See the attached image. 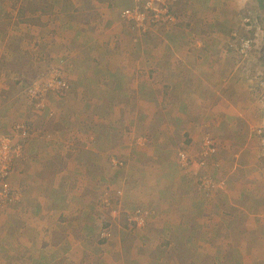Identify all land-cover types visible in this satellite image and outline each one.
Here are the masks:
<instances>
[{
    "label": "crops",
    "instance_id": "1",
    "mask_svg": "<svg viewBox=\"0 0 264 264\" xmlns=\"http://www.w3.org/2000/svg\"><path fill=\"white\" fill-rule=\"evenodd\" d=\"M135 1L0 0V47L3 48L0 50V56L2 60L8 59L4 53L11 52L9 49L11 42L5 40V36L15 31L12 27H15L17 22L20 27H24L23 30H27V39L31 38L30 32L39 34L43 29H48L46 32L53 35L50 33L52 28L57 31L54 39H58L60 37L58 31H60L63 34L62 38L65 39L63 41L68 44L66 54L68 55V68L72 70L71 78L77 76V79L70 81L73 87L77 85V91L73 89L69 96L81 94L78 100L83 103L81 107H65L64 111L60 112L61 114L56 113L55 119H57L55 121L52 119L49 134L38 136L36 139L32 136L27 141L28 145L26 143L23 159H19L16 163L20 171H17L18 174L15 173L16 167L13 175L14 189L19 198L21 197L20 199L25 202V206L20 209L26 212V215L20 218L19 213L10 209L13 211L10 214L16 212V216H13L1 228L5 229V232L0 235V264H29L27 263L28 256H33L36 252V244L45 248L41 256H34L36 263L39 260L42 263L49 261L55 264H76L81 263V259L87 257L91 260L90 264H103V261L98 262L101 257L93 252L87 256H84L85 253L78 255V247L82 246V251L88 253L90 247H95L98 251L102 246H115L117 253L110 258V264H202L203 259H206L202 255L207 253L206 247L211 243L207 237L208 233L204 231L213 230V226L217 227L213 225L218 223L217 216L226 212L232 214L227 223L223 224L226 231L229 229L228 237L231 239V230L237 228L238 216L241 213L244 215L243 212L254 211L250 212L252 214L255 210H264V183L257 180L255 183L254 177H250L249 173L238 167L241 164L239 163L241 157L252 158V149H256L254 148L255 142L257 146L258 140L249 137L246 145L233 141L231 134L233 116L243 117L239 128L245 127L247 126L244 123L245 118L251 117V112L235 104L238 102V96L232 97L231 93H226L222 87L225 79L223 76L220 77L219 73L221 74L220 71L225 68L224 61L219 56H214V67L205 59L193 60L191 56H186L188 48L181 53L180 57L176 51H173L171 58H168L165 51H162L164 55H160L149 48H143L139 51L140 53L133 54L135 51L131 50V46L134 30L130 24L122 22L120 13L121 10L132 7ZM209 2L216 4L215 0H207L208 4ZM214 10H216L215 7L212 8V11ZM63 17L69 20V24L67 21H62ZM89 24L93 25L85 27ZM148 39L144 37L138 43L152 44V40ZM40 41L41 39L37 42L40 46L35 48V52L43 53ZM134 45L136 47L137 43ZM127 46L130 50L126 49ZM27 50L31 51V48L27 47ZM188 54L191 55V53ZM129 71L131 76L128 75ZM162 75L164 77L160 79L159 76ZM147 81H154L153 94L155 97L151 95V92L148 93L146 84L149 85V83ZM155 81H170L165 84L164 90L169 91L168 98H172L173 104L177 102V105L182 107L174 112L175 116L179 117L180 112L181 115L183 112V115L189 118L188 121L184 120V126L182 125L187 134L186 143L188 145L190 143L191 147L200 145L206 132L201 137L202 128L211 130L212 136L210 134L207 136L217 140L218 156L213 157L211 163L214 164L216 159H220V169H214V175L218 180H215L216 183L218 182L220 187L225 188L215 193L220 198L221 205L210 207L202 200H195L194 193L189 192L185 194L189 197L183 198L182 193L177 195L176 192L172 195L174 191H170L169 197H173V207L170 205L165 207L171 211L173 208L178 215L184 214L179 222L154 221L148 224L149 227L138 230L136 237H133L130 229L120 225L115 228L111 227L108 232H105L99 224L103 220H108L107 217L98 218L99 212L102 215L105 213L102 210L104 208L99 207L97 203L99 196L95 189L100 184L92 172L100 166V161H97L100 155L97 153L98 156L93 157L92 153L88 152L91 146L89 145L77 149L76 154H73L76 152V149H73L70 159L65 147L67 145H63L61 139L69 135L71 127L76 125L73 119L79 116L87 119V123L95 122L90 125L93 129L89 133L97 130L96 127L100 128L103 124L100 121L104 119L110 120L107 123L108 132L119 129L124 134L133 123L142 127L145 119H157L158 116L153 111L158 110L159 99L164 102V96L159 97L163 86L160 87V82L157 84ZM175 81H182V83L179 85ZM223 85H226V82ZM235 91L238 94L239 90ZM84 92L90 93L92 97L87 99L83 95ZM1 97L2 95L0 99ZM210 106H213L214 110H210ZM160 108L161 111L164 110L163 106ZM203 108L206 111L204 116L201 113ZM208 112H210L209 115ZM213 115L220 117L221 121L212 120ZM120 117L124 119V122L112 120ZM225 119L230 120V125ZM262 123L264 126V122L260 125ZM27 125L30 128H42L33 122ZM45 129L46 127L42 131ZM40 133L43 132L40 130ZM251 133L249 131L246 134L251 135ZM224 137L226 144L221 145ZM89 140L98 144V140L94 137ZM111 145L117 144L111 143ZM225 146L237 149L238 157L234 158V155L224 154L225 150L221 147L226 149ZM69 149L71 150L70 147ZM128 156L134 159V165L142 166L143 163L138 162L139 156L134 155L132 151ZM207 161L210 162V158H207ZM201 162H205L204 159L200 162L195 161L194 165L199 164L200 169L198 168L197 171L205 175L209 173L211 166L207 163L206 166L200 167ZM225 163L227 167L224 169ZM251 167L259 176L263 174L264 179V168L256 162L252 163ZM185 170L190 171V169ZM127 180L124 178L123 183L126 184ZM84 183L86 187L82 188ZM80 187L82 189L79 191ZM178 189L179 187L176 190ZM226 189L227 192H224ZM71 191L73 192L70 193ZM248 194L249 199L245 201L244 198ZM227 195H229L228 199H223ZM240 202L243 207H236L235 205ZM197 203H199L198 206H196ZM225 203L231 205L225 206ZM189 204L195 205L197 211H193L192 206L190 209ZM174 208H177V212ZM188 212L186 217L185 214ZM191 212L197 213L194 220H190ZM30 214H33L32 218ZM41 214L52 222L44 227V222H41V217L38 216ZM3 218L7 220L6 217ZM197 220H199L198 223ZM257 220L262 222L260 218ZM33 235L38 241L33 238ZM167 238L168 240L165 241ZM161 241H164L162 244L167 243L169 247L163 246ZM205 243L208 244L205 245ZM202 245L205 247L201 248ZM27 246L32 248L29 252H27ZM198 246V253H195ZM45 253L46 256H44ZM30 264L34 263L31 261Z\"/></svg>",
    "mask_w": 264,
    "mask_h": 264
},
{
    "label": "rangeland",
    "instance_id": "2",
    "mask_svg": "<svg viewBox=\"0 0 264 264\" xmlns=\"http://www.w3.org/2000/svg\"><path fill=\"white\" fill-rule=\"evenodd\" d=\"M215 3L209 2L208 4L207 0H180L173 7L176 21L172 25L148 22L145 27L138 28L126 20L122 19V22L130 24L134 30L131 46V50L135 51L133 54L140 53L139 51L143 48H149L152 52L155 50L154 52L157 51L160 55H164L162 51H165L168 58H171L173 51H176L180 57L181 53L188 48L186 56H191L193 60L202 58L208 61L211 66L213 64L214 67V56L217 55L224 61V65H222L225 68L220 71L221 74L219 73V76H223L225 79L222 82V87L226 93H231L232 97L236 98L238 96V102H235V104L243 107L245 111L249 110L251 112V117L245 118L246 121L244 123L247 125L245 127L239 128V125H241L239 123L243 122V117L233 116L231 130L233 141L246 145L249 137L258 140L257 146L255 142L254 148L256 149H252V158L241 157L239 162L241 164L238 167L249 173L250 177H254L255 183L256 180L264 183L263 174L259 176L251 167V164L256 162L260 167L264 168V126L263 123L260 125L261 122H264V0H215ZM214 7L216 10L212 11ZM12 28L15 31L5 36V40L11 42V46H9L11 52L4 53L5 57H8L7 60H2L0 56V95H2L0 99V132L12 134L10 127L15 122L26 123V125L33 122L35 125L42 127L40 129L36 127L30 128L27 125L28 131L32 133L29 139L32 136L33 139H36L38 136L42 137L50 132L52 121L57 119H55L56 113L64 111L65 107H81L83 103L78 100L81 94L69 96L73 89L77 91V85L73 87L71 82H69L68 92L56 93L54 88H52L43 93V95L40 93L31 94V98L28 92L30 91V86L39 90V88L45 86L43 85L45 81L48 83V80L55 79L59 73L62 81H73L74 78L77 79V76L71 78L72 70L68 68V55L66 54L68 44L63 41L65 39L62 38L63 34L60 31H58L59 40L54 39L57 32L54 28L50 30L53 35L46 32L48 29H43L39 34L30 32L31 38L27 39V30H23L24 27H20L18 22ZM144 37L149 38V41L151 39L152 44L138 43ZM40 39L42 44L40 48H43V53L35 52V48L40 46V43L39 45L37 43ZM248 40L252 42L250 48L246 49L244 44ZM133 43H137L136 47ZM27 47H30L31 51H28ZM2 49L0 47V50ZM126 49L130 50V47L127 46ZM188 53H191V55ZM171 67L173 69V66ZM130 73L129 71V76H131ZM132 77L135 79L134 76ZM163 77V75L159 76L160 79H163ZM234 81L236 82L234 83ZM147 82L150 85L146 84L148 93L151 92V95H154V81ZM155 82L157 84L160 82L159 86H163L162 92H159V97L164 96V102L159 99L158 110L155 109L153 111L158 116L157 119H145V124L142 127L135 125L132 121L133 124H131L130 129L125 134L120 132L119 129L108 132L107 123L110 120L104 119L100 121L103 123L100 128L96 127L97 130L94 129L95 131L89 133L93 129L90 125L95 124L94 119V123L90 121L87 123V119L79 116L77 119H73L76 125L71 127V131L68 130L69 135H65L61 139V143L68 146V148L67 146L65 147L68 150L70 159L72 158L73 149H76V152L73 153L76 154L77 149L89 145L91 146H89L88 152L92 153L93 157L100 155L97 160L100 161V166L96 167L92 172L96 175L97 182L100 184L95 189L99 196L98 206L105 209H102L105 214L98 213L102 215L99 219L107 217L108 220H103L99 224L100 228L105 232H108L111 227L115 228L120 225L126 226L127 229H130L133 237H136L138 230L149 227L148 224L154 221L179 222L184 214L178 215L173 211V208L171 211L165 207L166 205L173 207V197H169L170 191H174L172 195L176 192L177 195L182 193L183 198L189 197L185 196L189 192L194 193L195 197L193 198L195 200H202L210 207L220 204L221 200L215 193L217 190L223 191L225 188L220 187L218 182L214 189L202 186V178H200L201 176H207L212 178L213 181L217 180L214 175V169H220L219 157V160L216 159L214 164L211 163L213 157L218 156L219 145L216 142L217 140L209 135L207 136V134L211 135V130L202 128L200 136L202 137L203 133L206 132L204 133L205 138L202 139L200 145L196 147H191V143L188 145L186 143L187 134L182 127L184 126L183 121H188L189 118L185 117L183 112L182 115L180 112L179 117L175 116L174 112L179 110L180 106L179 104L177 105V102L173 104L172 98H168L169 91L164 90L165 84L170 81ZM175 82H178L179 85L182 83V81ZM225 82L226 85H223ZM236 89L239 90L238 94L235 91ZM83 95L87 99L92 97L88 92H84ZM160 106H163L164 110L161 111ZM180 108L182 109V107ZM201 110L203 116L206 115L204 108ZM210 110H214V107L210 106ZM209 114L210 112H208ZM213 117L212 120L215 122L217 120L221 121L220 117L215 115ZM112 120L119 122L124 119L120 117ZM225 120L230 125V120ZM45 127V131H42ZM40 130L43 133H40ZM249 131L252 132L251 135L246 134ZM92 137L98 140L97 145L93 143V140H89ZM206 139L212 141L216 150L208 152L204 156L203 152L209 151L207 148L204 150V141ZM111 143H116L117 145H111ZM223 143L226 144L225 137L220 144L222 145ZM221 149L225 150L223 151L224 154L234 155V158L238 157L237 149H232V147H227L226 149L221 147ZM131 151L134 155L139 156L138 162L143 163L142 166L133 164L134 159H130L128 156ZM181 152H185L192 159L193 164L189 172H186L180 163L179 153ZM23 156L24 153L19 159H23ZM119 157L123 159L121 160ZM207 158H210V162L207 161ZM203 159L206 165L208 163L211 166L209 173H205V175L197 171L199 164L194 165L195 161L200 162ZM16 163L11 168V174L8 179L12 187V201H0V235L5 232V229L3 231L1 228L13 216H16V212L19 213L20 218L26 215V212L20 209L25 206V202L20 199L21 197L19 198L13 186V175L16 167L15 173L20 171ZM226 167L225 163L223 168L225 169ZM124 178L129 180H127L126 184L123 183ZM85 187L86 183L83 184L82 188ZM177 187H179L178 191L176 190ZM82 188L80 187L78 190L80 191ZM224 192H227V189ZM228 196L223 199L227 200ZM230 199L232 198L230 197ZM248 199L249 194L244 200L247 201ZM226 205L231 204L225 203ZM191 206L193 211H197L195 205H188L190 209ZM235 206L243 207V204L240 202V204ZM204 207L206 206L204 205ZM10 209H14L13 211L16 212L10 214V212H13ZM174 209L177 212V208ZM250 212H243L245 213L244 215L241 213L238 216V226L233 231L231 230V239L228 237L229 229L226 231L223 228V224L227 223L232 214L226 212L216 217L218 223L213 225H217V227L213 226V230L204 231L208 233L207 237L211 240V243L206 247L207 253L202 255V257L206 258L203 259L202 264H264V210H255V213L252 214ZM188 214L189 212L185 214L186 217ZM38 216L41 217V222H44V227L52 222L47 220L43 214ZM196 216L197 213L191 212L190 220H194ZM3 217H6L7 220H4ZM30 217L32 218L33 214H30ZM259 218L262 219V222L257 220ZM196 222L198 223L199 220ZM104 231L101 233L103 234ZM33 238L36 239L35 235H33ZM163 242L161 241V244ZM207 244L205 243V245ZM162 245L169 247L167 243ZM202 247L205 246L202 245ZM35 248L36 252L33 253V256H28L27 254L29 257L27 263L30 264L32 261L34 264H55L49 261L42 263L39 260L36 263L34 256H41L45 252V248L39 244H36ZM31 249L27 246V252ZM78 249V255L85 253L84 256H87L91 255L92 252L99 255L101 258L98 259V262L103 261V264H110V258L117 253L115 246H102L98 251H96L95 247H90L88 253L82 251V246H79ZM198 249L199 246L196 247L195 253H198ZM44 256H46V253ZM89 261L91 260L86 257V259H81V263L76 264H90Z\"/></svg>",
    "mask_w": 264,
    "mask_h": 264
},
{
    "label": "built area",
    "instance_id": "3",
    "mask_svg": "<svg viewBox=\"0 0 264 264\" xmlns=\"http://www.w3.org/2000/svg\"><path fill=\"white\" fill-rule=\"evenodd\" d=\"M144 1V2H143ZM136 0L134 5L130 8H125L121 11V18L127 22L132 23L134 27L143 28L146 23L151 22L154 24L166 23L172 25L176 21V16L173 7L180 0ZM251 40L246 41L244 48L249 49ZM254 42V41H253ZM253 46V44H252ZM59 72V71H58ZM60 74V73H59ZM57 74L55 79L48 80L49 82L39 88L34 87L30 89L29 94L43 93L54 88L56 93H64L67 88V83L62 81L60 75ZM37 91V92H36ZM42 97V96H39ZM52 115V113H50ZM12 134L0 132V201H12V187L8 181L11 174V168L15 165L16 161L22 157L24 153V144L30 137L26 123L15 122L10 127ZM264 141V138H263ZM204 150L207 148L209 151H204L203 155L208 152H214L216 147L210 139L204 141ZM180 163L185 169L192 167V159L185 153H179ZM206 162H201V166H205ZM202 186L210 189L216 187V181L207 176H201Z\"/></svg>",
    "mask_w": 264,
    "mask_h": 264
},
{
    "label": "trees",
    "instance_id": "4",
    "mask_svg": "<svg viewBox=\"0 0 264 264\" xmlns=\"http://www.w3.org/2000/svg\"><path fill=\"white\" fill-rule=\"evenodd\" d=\"M62 21H67V24H69V20L67 19V18H65V17H63L62 18ZM93 24H89V25H87V26H85V27H91ZM66 83H67V88L65 89V91L64 92H68V90H69V86H70V84H69V82L70 81H65ZM33 88V86H30V89H32ZM29 129V128H28ZM30 134H32L30 131H28ZM27 140H29V138L27 139ZM24 145H26V142H25V144ZM25 148V147H24ZM100 216H102V215H99V217ZM98 217V218H99ZM103 242H107L106 240H102Z\"/></svg>",
    "mask_w": 264,
    "mask_h": 264
}]
</instances>
